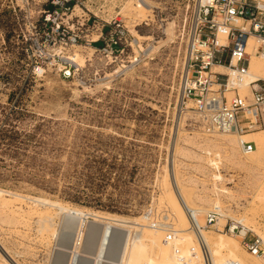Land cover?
Wrapping results in <instances>:
<instances>
[{"label":"rangeland","instance_id":"rangeland-1","mask_svg":"<svg viewBox=\"0 0 264 264\" xmlns=\"http://www.w3.org/2000/svg\"><path fill=\"white\" fill-rule=\"evenodd\" d=\"M144 1L149 9L139 0H0V242L16 264H68L57 252L73 242L78 264L97 245L86 238L95 217L78 245L62 213L35 199L173 226L155 241L144 236L124 264H207L203 250L169 235L178 228L175 179L190 206L206 209L204 226L212 209L225 215L205 226L215 240L237 244L235 251L214 244L216 264H244L238 254L264 264L242 245L243 234L225 227L234 219L264 240V149L251 157L239 145L242 134L208 132L193 101L182 104L200 0ZM50 13L52 21H42ZM44 214L54 222L50 232L38 230ZM117 241L103 245L101 258L116 257Z\"/></svg>","mask_w":264,"mask_h":264},{"label":"built area","instance_id":"built-area-1","mask_svg":"<svg viewBox=\"0 0 264 264\" xmlns=\"http://www.w3.org/2000/svg\"><path fill=\"white\" fill-rule=\"evenodd\" d=\"M50 4L48 11L51 12L57 3L51 1ZM50 18L51 13L42 21H52ZM100 36L102 30L98 38ZM250 38L256 39V45L251 50L253 54L264 58V0H208L204 5L200 2L187 43L181 89L182 104L193 101L208 132L242 133L243 129L238 124L239 114L252 109L262 117L264 78L249 83V94L240 93V85L247 78L253 55L249 48ZM215 66L224 67L226 72L215 71ZM69 74L70 71L66 76ZM228 93H233V96L229 97ZM253 125L255 123H248L249 127ZM256 147L255 142H242L245 153ZM219 217L220 213L212 209L206 215L205 226H216ZM225 227L230 234L237 235L243 231L242 245L252 255L264 258V242L260 236L249 237V229L234 219ZM169 235H172V231ZM80 243L81 239L78 238V245Z\"/></svg>","mask_w":264,"mask_h":264},{"label":"bare ground","instance_id":"bare-ground-1","mask_svg":"<svg viewBox=\"0 0 264 264\" xmlns=\"http://www.w3.org/2000/svg\"><path fill=\"white\" fill-rule=\"evenodd\" d=\"M201 4L204 5L208 2V0H200ZM139 5L143 7L144 9H149L150 6L144 1L139 0ZM222 38V37H221ZM256 45V39L250 38L249 40V48L252 50V48ZM74 57V56H73ZM255 56L251 57V62L249 66V70L247 73L246 80L240 85V89H246L247 86L249 87V83L255 79L258 78H264V70L262 67H260L259 64H255ZM262 58V57H261ZM71 61L76 62L73 58H70ZM263 62H264V58ZM80 60V59H79ZM79 65V64H77ZM214 69H219L218 67H215ZM249 93V90L248 92ZM186 108H191L190 102H187L185 105ZM264 105L261 109V114L263 113ZM184 110V108L182 109ZM248 115L251 117H257V111L255 109L246 111ZM246 113L244 114V118L248 121V123H255L256 118L254 121L249 119L246 116ZM264 129V128H263ZM237 131H230L226 132L227 136L236 135ZM242 134V133H239ZM255 136V138H253ZM256 141V149L249 152L251 157L258 156L264 149V131L257 132V133H251L247 135H240L239 136V145L242 147L243 141ZM243 149V148H242ZM264 166V162H263ZM173 193L172 196L173 199H171V205L172 207H175L174 210H176V216L178 221V228H176L172 232L177 233L176 235L179 236L178 239L182 241L183 243H186L187 246L191 248H195L200 251L205 252V256L207 259V264H216V261L214 259V256L212 258L211 255V249L214 246V244L219 243L221 246L228 247L230 250L235 251L236 243L235 242H229V241H223L222 239H214L212 235H210L206 230L204 226V219L202 217V214L206 212L205 210H200L198 207L194 208L193 206H190V200L182 190H180V187L175 179V185L173 183ZM4 193V192H1ZM6 194V193H5ZM13 198H16L15 196H12ZM26 199V198H25ZM37 202H40L42 204H48L50 206H53V208H57L62 213V226L69 228L71 231V234H77V239L81 238L83 239L84 233H83V227L86 225V221L89 218V216L95 217L94 221L88 222V233L86 235V238H93V240L97 241V245L94 252H86L88 255L83 254L82 257L79 258H89L90 262L89 264H98L100 261L104 260L103 264H124V262L128 261L129 259L133 258L135 248L142 244V239L144 236H147L152 239V241H155L160 236H163V233L167 226L173 227L171 224H145V225H139L136 222L128 221L126 219H122L115 216H104L102 214H90L85 213L84 211L69 206L67 204H63L61 202H49L45 200H39L35 199ZM2 201V200H1ZM8 201V200H6ZM173 202V203H172ZM218 203V202H217ZM3 207H6V203L3 201ZM219 207V204L217 205ZM221 206V204H220ZM214 208V207H213ZM220 208V207H219ZM215 209V208H214ZM224 216L221 215L217 219L216 225L219 223H222L224 221ZM148 219V218H147ZM53 220V219H52ZM37 222L39 223L40 229H38L40 232H50L53 223L51 221V216L49 215H40ZM36 222V223H37ZM240 222V221H239ZM135 228V232H133L130 228ZM177 227V226H176ZM56 231V230H55ZM53 233V232H52ZM51 233V234H52ZM166 233V232H165ZM244 232L242 231L241 234ZM57 234V231L56 233ZM54 234V235H55ZM58 235V234H57ZM88 236V237H87ZM262 238V237H261ZM118 240V247H117V255L115 258H111L108 255L103 256L101 258V249L103 245L108 242L110 243L112 240ZM264 241V240H263ZM114 242V243H115ZM58 246H62L61 244H58ZM186 247V246H185ZM4 245L0 242V264H16V262H12L10 258L4 253ZM66 250L58 249V254H65L68 260V264H74L79 256V250L80 249L77 244L65 246ZM6 249V248H5ZM129 249V253H127V250ZM67 252V253H66ZM207 252H209L210 258L208 257ZM240 259H243L242 261L244 264H260L259 262H252L250 263L247 261L242 255L238 254ZM59 257V256H58ZM201 257V258H200ZM258 257V256H257ZM204 255L199 256L198 260L199 262L204 260ZM211 259V261H210ZM78 260V264H79ZM198 260H195L198 261ZM59 261V258H56L57 263ZM256 261V260H255ZM236 262V261H235ZM205 263V262H204ZM233 263V262H232ZM231 263V264H232ZM239 263V262H236ZM198 264V263H196ZM201 264V263H200ZM241 264V263H239Z\"/></svg>","mask_w":264,"mask_h":264},{"label":"crops","instance_id":"crops-1","mask_svg":"<svg viewBox=\"0 0 264 264\" xmlns=\"http://www.w3.org/2000/svg\"><path fill=\"white\" fill-rule=\"evenodd\" d=\"M250 62H251V60H250ZM215 67H218L219 69H224V67H222V66H215ZM217 70L215 69V71H217ZM246 116L248 117L247 113H246ZM244 117H245L244 112L239 114L238 124L243 129L242 134L257 133L255 131H257L258 129L263 130V128H264V108H263L262 117L257 116L256 121H255V125H253L252 127L248 126V121ZM248 118L251 119L250 117H248ZM251 141L256 143V141H253V140H251Z\"/></svg>","mask_w":264,"mask_h":264}]
</instances>
